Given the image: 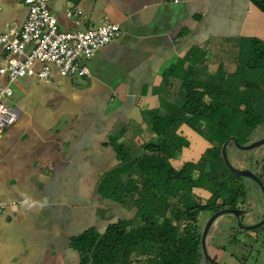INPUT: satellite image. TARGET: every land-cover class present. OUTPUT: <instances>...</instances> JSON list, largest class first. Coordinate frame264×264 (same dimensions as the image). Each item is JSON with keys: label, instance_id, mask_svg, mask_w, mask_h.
I'll use <instances>...</instances> for the list:
<instances>
[{"label": "crops", "instance_id": "0c3cea01", "mask_svg": "<svg viewBox=\"0 0 264 264\" xmlns=\"http://www.w3.org/2000/svg\"><path fill=\"white\" fill-rule=\"evenodd\" d=\"M0 5V34L14 37L27 6ZM49 8L63 31L108 20L121 32L80 61L88 74L62 76L52 67L50 82L25 76L13 85L8 104L17 119L0 131V202L7 204L0 264H77L74 237L92 227L102 231L135 210L98 193L118 163L110 136L138 153L155 136L151 114L182 100L179 80L164 81L169 67L188 57L184 66L193 65L195 79L219 66L233 72L246 64L251 37L264 40V13L252 0H49ZM74 8L80 13L68 16ZM5 52L0 47V63ZM245 74L257 82V71ZM5 82L0 75V86ZM256 107L264 114L262 86ZM176 130L187 127L178 123L168 134Z\"/></svg>", "mask_w": 264, "mask_h": 264}, {"label": "trees", "instance_id": "16d2710c", "mask_svg": "<svg viewBox=\"0 0 264 264\" xmlns=\"http://www.w3.org/2000/svg\"><path fill=\"white\" fill-rule=\"evenodd\" d=\"M252 3L264 13V0ZM187 59L163 74L166 84L169 77L179 80L182 100H168L165 114H151L154 138L133 154L110 136L118 163L104 174L98 193L135 210L132 217L110 222L102 231L92 227L74 237L77 264H208L200 243L199 214L242 208L247 200L252 186L226 166L221 147L230 136L248 144L264 126V114L256 107L258 89L264 87V40L251 37L246 64L233 72L219 66L195 79L193 65L184 66ZM246 70L258 72L257 82L247 79ZM178 123L187 130L169 135ZM233 150L250 151L231 142L227 157ZM254 173L263 183L264 172ZM234 232L230 237L236 240Z\"/></svg>", "mask_w": 264, "mask_h": 264}, {"label": "built area", "instance_id": "2783aa9c", "mask_svg": "<svg viewBox=\"0 0 264 264\" xmlns=\"http://www.w3.org/2000/svg\"><path fill=\"white\" fill-rule=\"evenodd\" d=\"M27 6V14L16 36L0 34V47L5 55L0 63V75L5 84L0 86V131L17 119L16 110L8 104L15 82L25 76H36L50 82L54 76L52 67L62 76L88 74L81 60L93 57L96 50L120 35L117 23L104 20L97 26L83 30L63 31L55 14L49 8V0H18ZM0 5V10H1ZM80 13L70 9L67 15ZM40 64L38 70L36 64ZM7 211V204L0 202V216Z\"/></svg>", "mask_w": 264, "mask_h": 264}, {"label": "rangeland", "instance_id": "374dc122", "mask_svg": "<svg viewBox=\"0 0 264 264\" xmlns=\"http://www.w3.org/2000/svg\"><path fill=\"white\" fill-rule=\"evenodd\" d=\"M262 137H264V126L256 129L252 139L255 141ZM195 150L196 148H193V151L188 154H193ZM250 156L252 161L257 160V162H251L248 159ZM184 157L188 158V155L185 154ZM228 158L236 168L249 167L248 169L252 172H264V144L244 153L233 150L231 155L228 154ZM261 178L264 184V175ZM250 191L242 205L244 210L242 224L245 226L258 223L264 217V195L261 189H255L252 186ZM195 199L199 201L198 196ZM211 215L209 212L199 214L198 223L202 230ZM128 216H132V213H128ZM235 218L233 214L225 213L213 222L205 241L208 254L216 257L219 264H264V222L257 227L245 230L241 228L237 220L235 221ZM232 225L236 227L229 228ZM233 230L236 240L230 237ZM201 264L206 263L202 261Z\"/></svg>", "mask_w": 264, "mask_h": 264}, {"label": "water", "instance_id": "95a60500", "mask_svg": "<svg viewBox=\"0 0 264 264\" xmlns=\"http://www.w3.org/2000/svg\"><path fill=\"white\" fill-rule=\"evenodd\" d=\"M233 142V144L241 149V150H251V149H254L258 146H261L264 144V137L258 139V140H255V141H252V142H249L248 144H240L237 142V139L236 137L234 136H230L223 144H222V147H221V153H222V157H223V160L226 164V166L237 176V177H247L248 179H250L252 182V186L257 189V188H260L263 195H264V185L263 183L261 182V180L256 176V174L254 172H252L251 170L249 169H239V168H236L234 167L231 162L229 161L228 157H227V147L228 145ZM225 213H230V214H233L235 217H236V220L238 221V224L242 227V228H247V229H252L254 227H257L258 225L262 224L264 222V218L258 222V223H255L253 225H244L242 224V218H243V215H244V210L242 208H222L220 209L219 211L213 213L209 219L207 220L203 230H202V234H201V239H200V243H201V248H202V251H203V254H204V259L207 261L208 264H215L211 258V256L208 254L207 252V249H206V236H207V232L210 228V226L213 224V222L221 215L225 214Z\"/></svg>", "mask_w": 264, "mask_h": 264}, {"label": "clouds", "instance_id": "9594fccd", "mask_svg": "<svg viewBox=\"0 0 264 264\" xmlns=\"http://www.w3.org/2000/svg\"><path fill=\"white\" fill-rule=\"evenodd\" d=\"M177 2H178V0H177ZM261 182H262V181H261ZM263 185H264V184H263ZM33 203H34V202H31V201L29 200L28 197H25L24 204H25L27 207L31 208V207L33 206ZM44 203H46V200L44 201ZM40 206L43 207L44 205L41 204ZM242 209H243V208H242Z\"/></svg>", "mask_w": 264, "mask_h": 264}, {"label": "flooded vegetation", "instance_id": "af4514ba", "mask_svg": "<svg viewBox=\"0 0 264 264\" xmlns=\"http://www.w3.org/2000/svg\"><path fill=\"white\" fill-rule=\"evenodd\" d=\"M247 179H248V178H247ZM248 182L251 184L252 181H251L250 179H248ZM251 185H252V184H251ZM257 189H260V188H257Z\"/></svg>", "mask_w": 264, "mask_h": 264}]
</instances>
